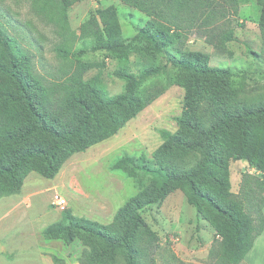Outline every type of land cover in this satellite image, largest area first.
<instances>
[{"label":"trees","instance_id":"obj_1","mask_svg":"<svg viewBox=\"0 0 264 264\" xmlns=\"http://www.w3.org/2000/svg\"><path fill=\"white\" fill-rule=\"evenodd\" d=\"M77 1L58 0L59 20ZM120 1L148 17L132 37L122 35L113 6L97 9L82 25V33L93 37V50H106L119 59L135 53L149 61L136 71H114L123 89L113 95L84 81L83 65L54 102L33 69L30 53L0 23V195L17 193L30 171L54 178L73 154L115 135L163 93L164 88L148 82L170 65L175 82L185 90L178 129L163 133L164 141L151 158L123 155L112 166L135 179L138 193L108 224L64 209L60 220L42 234L66 244L80 239L89 247L88 262L119 264L122 258L123 264H152L148 252L154 233L142 211L179 189L220 236L222 264H241L264 228V97H241L232 86L234 73L211 66L208 53L169 51V34L181 37L184 29L196 26L210 44L222 49L233 32L208 35L214 29L210 25L228 8L236 11L249 0ZM256 1L264 40V0ZM158 55L165 56L164 64L157 62ZM235 160H245L260 172L243 173L237 194L230 183V162Z\"/></svg>","mask_w":264,"mask_h":264},{"label":"rangeland","instance_id":"obj_2","mask_svg":"<svg viewBox=\"0 0 264 264\" xmlns=\"http://www.w3.org/2000/svg\"><path fill=\"white\" fill-rule=\"evenodd\" d=\"M58 0H0V23L21 48L31 55L34 71L42 78L51 99L56 102L69 87L73 75L85 66L82 79L103 88L108 94L123 89L114 71H133L149 62L140 54L119 59L106 50L91 48L93 37L82 33L83 23L97 9L113 6L124 37H132L148 20L139 10L120 0H78L60 20ZM261 6L256 0L228 8L210 26L212 31L231 30L233 39L217 49L196 26L184 29L169 51L179 49L208 53L211 66L229 68L232 86L250 100L264 97V40L260 31ZM211 37V36H209ZM157 62L165 63L158 55ZM175 70L168 65L149 86L164 88L157 98L128 120L118 132L83 152L73 154L52 179L30 171L21 189L0 195V264H99L88 262L89 247L80 239L70 244L44 238L43 229L61 218L64 209L102 224L111 222L116 210L139 191L134 178L112 166L123 155L151 158L163 143V133L178 129L185 90L175 82ZM260 172L245 160L230 162L231 192H239L242 174ZM66 199V207L55 203V195ZM154 233L149 246L152 264H222L218 256L220 236L177 189L163 201L142 211ZM119 264H123L122 258Z\"/></svg>","mask_w":264,"mask_h":264},{"label":"crops","instance_id":"obj_3","mask_svg":"<svg viewBox=\"0 0 264 264\" xmlns=\"http://www.w3.org/2000/svg\"><path fill=\"white\" fill-rule=\"evenodd\" d=\"M241 264H264V228L255 238L252 247L245 254Z\"/></svg>","mask_w":264,"mask_h":264},{"label":"built area","instance_id":"obj_4","mask_svg":"<svg viewBox=\"0 0 264 264\" xmlns=\"http://www.w3.org/2000/svg\"><path fill=\"white\" fill-rule=\"evenodd\" d=\"M55 203L62 209L66 207V199L58 194L55 195Z\"/></svg>","mask_w":264,"mask_h":264}]
</instances>
